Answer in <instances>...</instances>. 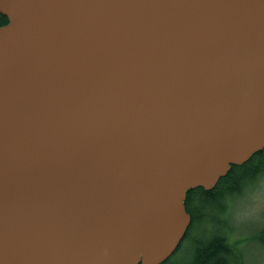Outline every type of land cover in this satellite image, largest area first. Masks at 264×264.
<instances>
[{"label":"water","instance_id":"95a60500","mask_svg":"<svg viewBox=\"0 0 264 264\" xmlns=\"http://www.w3.org/2000/svg\"><path fill=\"white\" fill-rule=\"evenodd\" d=\"M0 264H160L264 148V0H0Z\"/></svg>","mask_w":264,"mask_h":264},{"label":"rangeland","instance_id":"374dc122","mask_svg":"<svg viewBox=\"0 0 264 264\" xmlns=\"http://www.w3.org/2000/svg\"><path fill=\"white\" fill-rule=\"evenodd\" d=\"M264 170L256 175L252 181L242 187L238 196L228 200L223 214L224 220L230 221V245L238 241V255L231 260L232 264H245L244 253L250 246L258 245L264 248ZM215 209L205 211L199 222H194L189 238L182 242L181 250L177 255L190 258L195 255L196 249L191 243V238L203 234V226L215 224L217 220Z\"/></svg>","mask_w":264,"mask_h":264},{"label":"trees","instance_id":"16d2710c","mask_svg":"<svg viewBox=\"0 0 264 264\" xmlns=\"http://www.w3.org/2000/svg\"><path fill=\"white\" fill-rule=\"evenodd\" d=\"M6 22L7 18L4 16L2 24ZM263 170L264 148L254 152L242 164H231L227 173L221 176L211 189L206 190L203 187H195L187 190L184 206L191 218V228L194 222L200 219V216H204L205 211L213 208V210H218V214L222 213L228 205L229 198L231 200L238 196L242 187L252 181ZM236 244H238V241L230 245L232 247L230 252L237 251ZM221 246L220 239H217L212 246L206 249L198 246L194 255L195 258L197 257V260H194L196 262H192V264H219L221 262V255L224 254L223 247ZM161 264L165 263L162 262Z\"/></svg>","mask_w":264,"mask_h":264},{"label":"flooded vegetation","instance_id":"af4514ba","mask_svg":"<svg viewBox=\"0 0 264 264\" xmlns=\"http://www.w3.org/2000/svg\"><path fill=\"white\" fill-rule=\"evenodd\" d=\"M4 20V15L0 13V26L3 25L2 22ZM216 213L218 214V210H215ZM225 213V209L222 211V213L218 214L217 217L220 218L218 220H215V224L212 225H205L203 226V234L204 235H200L196 238H191V243L193 245V247L195 249H197V247L202 246L200 248L206 249L210 246H212L217 239L221 240L222 243V250L224 251V254L221 255V262L219 264H232L231 260L235 259L234 257H236L238 255V253L236 252H230V249L232 250V247L230 246V221L229 220H224L223 214ZM203 217L200 216V219H198L199 222ZM191 220L190 223L182 237V239L180 240V242L178 243V245L176 246V248L174 249V251L163 261V263L165 264H192V262H196L194 260H197V257L195 258V256H191L190 258H184L182 256L177 255L179 253V251L181 250L182 247V242L185 238H189V232L190 230H192L191 228ZM188 233V234H187ZM162 263V262H161ZM160 263V264H161Z\"/></svg>","mask_w":264,"mask_h":264},{"label":"clouds","instance_id":"9594fccd","mask_svg":"<svg viewBox=\"0 0 264 264\" xmlns=\"http://www.w3.org/2000/svg\"><path fill=\"white\" fill-rule=\"evenodd\" d=\"M261 203H264V196L261 197ZM245 264H264V248L258 245L250 246L244 253Z\"/></svg>","mask_w":264,"mask_h":264}]
</instances>
